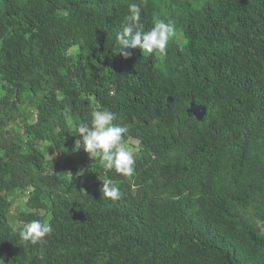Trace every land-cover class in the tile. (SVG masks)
I'll return each mask as SVG.
<instances>
[{"label":"trees","instance_id":"trees-1","mask_svg":"<svg viewBox=\"0 0 264 264\" xmlns=\"http://www.w3.org/2000/svg\"><path fill=\"white\" fill-rule=\"evenodd\" d=\"M132 4L164 54L117 52ZM105 110L131 176L75 149ZM0 264H264V0H0Z\"/></svg>","mask_w":264,"mask_h":264},{"label":"clouds","instance_id":"clouds-1","mask_svg":"<svg viewBox=\"0 0 264 264\" xmlns=\"http://www.w3.org/2000/svg\"><path fill=\"white\" fill-rule=\"evenodd\" d=\"M175 35V25L156 18L154 25L145 30L141 23V9L136 4L130 5V14L124 19L116 36L118 51L125 58L132 53L128 50L139 49L148 54H164L171 37ZM116 116L111 111H96L90 124L78 128L80 140L75 149H83L89 158H98L100 166L106 171H115L123 176H131L134 172L135 156L123 144V138L129 129L114 124ZM79 175H83L81 170ZM101 192L107 198L118 200L120 190L110 179L104 180ZM50 223L32 220L19 231L20 240L25 245H37L52 232Z\"/></svg>","mask_w":264,"mask_h":264},{"label":"water","instance_id":"water-1","mask_svg":"<svg viewBox=\"0 0 264 264\" xmlns=\"http://www.w3.org/2000/svg\"><path fill=\"white\" fill-rule=\"evenodd\" d=\"M206 109L203 106H192L189 110V115L193 116L196 120L201 121L205 115Z\"/></svg>","mask_w":264,"mask_h":264},{"label":"rangeland","instance_id":"rangeland-1","mask_svg":"<svg viewBox=\"0 0 264 264\" xmlns=\"http://www.w3.org/2000/svg\"><path fill=\"white\" fill-rule=\"evenodd\" d=\"M137 146V143L135 141H129L126 145H125V148L127 150H129L130 152H132V149L134 150ZM132 148V149H131ZM55 155L54 154H51V157H54ZM23 209V207H22Z\"/></svg>","mask_w":264,"mask_h":264}]
</instances>
